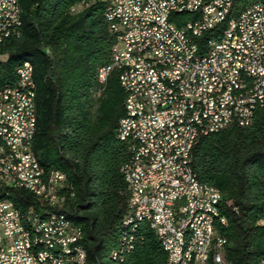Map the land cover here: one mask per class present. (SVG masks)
Returning <instances> with one entry per match:
<instances>
[{
    "label": "built area",
    "instance_id": "1",
    "mask_svg": "<svg viewBox=\"0 0 264 264\" xmlns=\"http://www.w3.org/2000/svg\"><path fill=\"white\" fill-rule=\"evenodd\" d=\"M234 1H102L118 41L112 65L102 68L98 76L105 83L116 69L126 93L116 137L128 144L122 173L127 185H135V196L128 197L127 208L131 211L134 205H141L147 223L149 207L157 208L159 234L166 235L173 248L171 264H175L185 217L200 208L218 209L221 204L219 197L196 185L195 177L193 185H186L175 162L176 152H184L191 164L198 137L232 126H249L256 111L264 107V2L256 1L234 15ZM183 13L192 19L181 26L171 20L172 14ZM224 23L218 37L207 39L203 48L193 46L195 35L203 36ZM15 35L14 0L0 1L2 46ZM7 56L0 54V59ZM28 77V69H21L20 81H13L12 87L0 86V92L7 93V102L0 104V185L14 188L7 152L19 148L23 176L30 180L28 191L40 193L39 170L29 148L31 116L23 114L20 104V96L30 99ZM184 119L194 123L190 148L181 145ZM133 171L141 172L142 181L133 179ZM172 177H179V184H172ZM54 181L52 203H44L42 210L30 207L31 211H52V218L35 220L40 244L48 245L45 263L73 264L83 232L74 223L61 222L56 209L65 201L64 191L70 194L72 190L57 172ZM223 245L215 224L203 220L185 251L183 264H203V260L224 264ZM124 256L120 255V262ZM0 264H36L28 236L23 235L18 215L8 203H0Z\"/></svg>",
    "mask_w": 264,
    "mask_h": 264
},
{
    "label": "trees",
    "instance_id": "2",
    "mask_svg": "<svg viewBox=\"0 0 264 264\" xmlns=\"http://www.w3.org/2000/svg\"><path fill=\"white\" fill-rule=\"evenodd\" d=\"M264 0H235L236 15ZM20 35L0 49V85L13 82L16 70L28 61L36 84V132L33 152L47 173L66 174L73 196L56 209L83 232L86 258L82 264H166L155 231L140 222L136 241L124 260L113 259L127 215L130 195L122 166L128 158L126 142L116 137L124 116L126 93L113 69L105 83L99 71L112 65L118 34L105 17V3L90 0H20ZM230 16H228L229 18ZM192 16L172 14L179 26ZM226 23L197 39L203 44L218 37ZM191 165L200 182L221 192L226 224L225 254L231 264H263L264 225V107L249 126H232L199 137ZM72 185H71V184ZM0 197L16 206L45 208L31 192L0 185ZM42 203V204H41ZM212 264V263H210Z\"/></svg>",
    "mask_w": 264,
    "mask_h": 264
},
{
    "label": "bare ground",
    "instance_id": "3",
    "mask_svg": "<svg viewBox=\"0 0 264 264\" xmlns=\"http://www.w3.org/2000/svg\"><path fill=\"white\" fill-rule=\"evenodd\" d=\"M3 1V0H0ZM92 2H102L109 0H90ZM13 0H5V3H12ZM22 7L20 0H14V12H15V23L18 28V35H20V27L22 25ZM202 37V35H195L193 39V46L195 48H203V44H199L197 39ZM2 47V37H0V48ZM21 69H28V85L31 92L30 99L28 96H20L21 110L25 116H31V130L29 131V148L31 151V158L34 161V167L38 172V179L40 181V188H43V192H31L33 193L40 202L52 203V194L55 188V172L59 174L62 180L68 184L67 176L61 171H53L47 173L45 168L40 164L37 155L33 152V142L36 132L37 114H36V84L33 78V65L26 61L22 63L16 70V79L14 81H20ZM3 87H12V82H8ZM7 102V93L0 92V104ZM184 133L181 136V145L183 148H190L192 135L194 131V123L192 119H184ZM120 130V121L118 123L116 132ZM199 138V137H198ZM197 138V139H198ZM196 142V141H195ZM195 144V143H194ZM193 144V146H194ZM7 159L10 163V170L13 173L12 187L27 190L30 188V180L23 176L24 173V161L22 158V153L19 148L8 149ZM175 162L179 163V171L183 172L185 176L186 185H193V177L196 179V185L202 189H207V194L213 197H219L221 201L222 196L219 189L200 182L192 165L189 164V159L184 152H176ZM133 179L135 181H142V174L140 171H133ZM71 184V183H70ZM172 184H179V177H172ZM72 185V184H71ZM129 197L135 196V185H128ZM73 196V193H70ZM66 200V198H65ZM0 203H8L14 208L16 214L18 215V222L23 229V235L28 236V244L31 252H34V261L36 264H46L45 254L48 252L47 244H40V228L35 223L37 221H45L52 218V211H31V207L21 208L16 206V203L9 197H0ZM41 203V204H42ZM35 218V219H33ZM61 222L72 223L68 217L60 212ZM147 219L150 227L157 234L160 240L163 250L167 254V263L171 264L173 260V248L170 241L167 239L166 235L159 234V228L161 226V218L158 217L157 208L149 207L147 211ZM203 220L210 222V224H215V231L219 233L222 239V253L225 254V247L227 244V239L224 237L220 228L226 224V217L222 213L221 204L218 209L213 208H200L196 211V214H188L185 217V223L182 225L180 242L177 248V257H175V264H183L185 261V251L189 248V244L192 240L194 232L196 229H201L203 227ZM145 221V216L141 214V205H134L131 211H128V216H126L122 221V233L120 236V241L118 247L113 251V259H117L126 251H130L133 248L134 241L136 238V233L138 225L140 222ZM260 224L264 225V215L260 220ZM82 232V229H81ZM83 237L78 238L79 251L77 256L73 259V264H82L86 258V251L82 244ZM212 263L210 260H203V264ZM224 264H231L226 257H224ZM264 264V259H263Z\"/></svg>",
    "mask_w": 264,
    "mask_h": 264
}]
</instances>
